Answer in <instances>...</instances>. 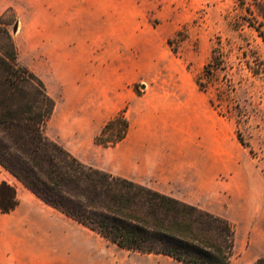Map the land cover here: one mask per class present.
<instances>
[{"label":"crops","instance_id":"1","mask_svg":"<svg viewBox=\"0 0 264 264\" xmlns=\"http://www.w3.org/2000/svg\"><path fill=\"white\" fill-rule=\"evenodd\" d=\"M9 9L21 63L61 109L52 140L87 165L229 221L251 200L250 255L264 247L256 245L264 237V183L256 185L244 155L235 154L233 124L169 50L166 27L149 20V0H0V17ZM120 114L130 125L125 139L97 144ZM230 176L239 184L220 180ZM2 182L16 189L18 205L0 212V264H182L110 243L0 168Z\"/></svg>","mask_w":264,"mask_h":264},{"label":"trees","instance_id":"2","mask_svg":"<svg viewBox=\"0 0 264 264\" xmlns=\"http://www.w3.org/2000/svg\"><path fill=\"white\" fill-rule=\"evenodd\" d=\"M6 15L0 17V166L43 203L126 251L164 254L182 264H231L232 222L87 165L46 134L55 101L44 81L20 62ZM129 127L120 114L95 142L116 146ZM17 205L16 189L2 182L0 212ZM253 264H264V256Z\"/></svg>","mask_w":264,"mask_h":264},{"label":"rangeland","instance_id":"3","mask_svg":"<svg viewBox=\"0 0 264 264\" xmlns=\"http://www.w3.org/2000/svg\"><path fill=\"white\" fill-rule=\"evenodd\" d=\"M149 3L154 6L149 20L155 27L159 24L166 27L169 50L194 75L218 114L233 124L234 152L244 155L251 178L261 186L264 183V0H149ZM5 13L6 26L16 43L13 32L16 13L12 9ZM56 106L57 103L55 120L61 114ZM52 116L46 127L48 136L53 131ZM220 180L235 185L240 182L232 176ZM232 217L236 248L231 262L252 264L264 256V247L250 255L255 225L252 201L232 210ZM256 245H264L263 236L256 237Z\"/></svg>","mask_w":264,"mask_h":264},{"label":"water","instance_id":"4","mask_svg":"<svg viewBox=\"0 0 264 264\" xmlns=\"http://www.w3.org/2000/svg\"><path fill=\"white\" fill-rule=\"evenodd\" d=\"M13 32H14V34H17V32H18V24H16V25L14 26V30H13Z\"/></svg>","mask_w":264,"mask_h":264}]
</instances>
